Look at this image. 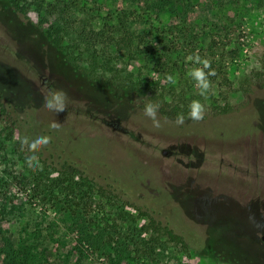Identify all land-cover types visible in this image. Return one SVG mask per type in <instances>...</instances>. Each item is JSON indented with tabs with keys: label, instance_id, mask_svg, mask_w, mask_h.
<instances>
[{
	"label": "rangeland",
	"instance_id": "1",
	"mask_svg": "<svg viewBox=\"0 0 264 264\" xmlns=\"http://www.w3.org/2000/svg\"><path fill=\"white\" fill-rule=\"evenodd\" d=\"M37 1L27 4L37 8ZM45 3L57 13L41 10L46 21L36 23L15 0H0V102L9 111L0 110V259L28 252L29 264H230L168 234L138 230L152 216L166 224L175 215L195 238L222 239L242 254L256 250L264 262V191L257 187L264 183V0ZM110 16L128 17L135 45H99L100 61L121 60L123 74L155 88V98L92 78L67 56L89 55L78 31ZM55 18L70 33L62 47L47 34ZM197 52L216 72L207 97L187 76L200 66L187 60ZM56 90L68 98L61 113L44 107ZM193 101L205 105L198 122L188 118ZM150 102L160 105L159 129L144 115ZM180 113L185 123L176 125ZM33 115L61 123L66 165L48 164L41 148V167H28L33 153L21 140H31ZM57 168L69 178L61 181Z\"/></svg>",
	"mask_w": 264,
	"mask_h": 264
},
{
	"label": "trees",
	"instance_id": "2",
	"mask_svg": "<svg viewBox=\"0 0 264 264\" xmlns=\"http://www.w3.org/2000/svg\"><path fill=\"white\" fill-rule=\"evenodd\" d=\"M46 1L47 0H38L36 2L37 8L30 7V5L27 4V0H15V4L29 19L35 21L36 23H44L46 20H42L44 17H40L41 10H46L49 14L51 10L52 15L57 13L55 12L54 8L53 10L51 9V4L48 6L45 5ZM115 18H117L116 22H114ZM55 19V22H52V24L48 27L47 34L56 47H62L63 41L70 33L67 28V24H62L58 18ZM108 20L109 21L103 23L102 25L100 24L99 26L94 23L90 24L91 26H85V28L82 26V30L78 31L77 39H79L82 44H86V49L90 54L85 56L81 51L80 53L75 54L76 52L74 50H66L70 61L75 64L77 68L84 70V72L92 78L109 80L111 83L131 85L142 95L155 98V88H150L147 84H143L142 81L134 79V74L132 72H129L128 74L126 73V75L123 74L127 69L126 65L121 62V60L107 57L104 58L103 61H100V51L98 50L99 45L104 46V44H108L110 42V44H113V42L120 41H122V43H124L126 46L131 45V47H134L135 45L134 37L129 34L128 17L125 18L123 16H110ZM117 34L121 35L120 40H118L116 36ZM108 74L111 76H108ZM160 98H162V96ZM0 110L6 114L9 113L8 109L5 106H2L1 102ZM47 126L49 125L43 124L38 120L34 121L33 115L32 127L29 129L30 138L35 139L39 136L51 137V142L47 146L43 147L44 150L49 153L47 158L49 163L48 161L47 163L51 165L54 163L66 165V162L62 160L64 158L62 152L65 151L62 143V141L65 139L63 135L64 131L61 129L54 130L51 128L49 131H47ZM55 171L58 172V177L61 181L67 180V177L69 178V170L57 168ZM75 173L76 172L71 173L70 178L74 179ZM62 174H64V178L60 177ZM257 187L260 188V190L258 189L260 192L264 191V183L259 184ZM141 213L149 214V212L146 211ZM174 216L175 215H172L171 219L167 220L168 222L166 224H164L162 220H157L156 217L152 216L150 222L142 225L138 230L142 232L151 231L153 237H155L154 235H156V233L168 234L171 239L177 241L178 243L185 245L190 244L195 248H200L201 252L203 253L213 255V257L216 256L217 260L220 262H228L230 264H264V262L259 259L258 255H256L258 254L256 250L255 254H242V252L237 250L236 247L230 248L229 244L222 239L215 240L208 238L207 236H202L201 234H198V237L195 238V236L192 234L195 232L192 230L194 227L190 226L189 224H183L175 221ZM177 223H179V225L175 226ZM215 251H220V253L217 255L214 253ZM226 253L228 254V257L224 255ZM221 254L225 257H222ZM30 256L31 253L28 252L25 254L8 255L7 258L0 259L2 262H0V264H29Z\"/></svg>",
	"mask_w": 264,
	"mask_h": 264
},
{
	"label": "clouds",
	"instance_id": "3",
	"mask_svg": "<svg viewBox=\"0 0 264 264\" xmlns=\"http://www.w3.org/2000/svg\"><path fill=\"white\" fill-rule=\"evenodd\" d=\"M188 61L192 62L195 65H200L198 67H191L187 72V76H189L193 81H195V86L199 89V95L207 97V95L213 92L212 81L210 80L211 76H215L216 72L211 68V62L207 58H201L198 54L190 55L187 58ZM166 80L169 84H175L176 79L172 74H169L166 77ZM67 94L63 90H56L50 92L49 95L45 97L44 107L49 111L55 113L64 112L67 109ZM190 111L188 113V118L192 121H201L205 115V105L200 101H193L190 104ZM160 105L154 103H147L144 107V115L152 120L153 127L159 129L162 127L161 120L158 118V111ZM167 122V121H166ZM176 125H182L185 123V116L183 113L177 114L176 119L174 121ZM61 126V123L58 121H52L49 127L54 130H58ZM51 142V137L49 136H39L35 139H29V137L25 136L21 140V148L23 150L24 147H27L28 151L33 153V155L26 157V163L28 167L35 170L38 167H41L39 163L38 157L35 155L41 148L47 146ZM252 219L253 223L257 227H261L259 223H257L254 218Z\"/></svg>",
	"mask_w": 264,
	"mask_h": 264
},
{
	"label": "water",
	"instance_id": "4",
	"mask_svg": "<svg viewBox=\"0 0 264 264\" xmlns=\"http://www.w3.org/2000/svg\"><path fill=\"white\" fill-rule=\"evenodd\" d=\"M110 124L114 125L115 128L124 129V128L120 127V126H119V123L116 122V121L110 122ZM124 130H126V129H124Z\"/></svg>",
	"mask_w": 264,
	"mask_h": 264
},
{
	"label": "flooded vegetation",
	"instance_id": "5",
	"mask_svg": "<svg viewBox=\"0 0 264 264\" xmlns=\"http://www.w3.org/2000/svg\"><path fill=\"white\" fill-rule=\"evenodd\" d=\"M192 159H194V158H192V156H191V157H190V160H192ZM203 159L206 161L207 158L204 156ZM207 161H208V160H207ZM206 175H207V174H206ZM204 176H205V175H204Z\"/></svg>",
	"mask_w": 264,
	"mask_h": 264
},
{
	"label": "bare ground",
	"instance_id": "6",
	"mask_svg": "<svg viewBox=\"0 0 264 264\" xmlns=\"http://www.w3.org/2000/svg\"><path fill=\"white\" fill-rule=\"evenodd\" d=\"M41 50V49H40Z\"/></svg>",
	"mask_w": 264,
	"mask_h": 264
}]
</instances>
